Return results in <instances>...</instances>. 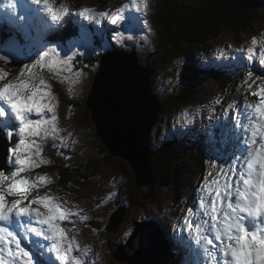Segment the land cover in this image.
<instances>
[{
    "label": "rangeland",
    "instance_id": "1",
    "mask_svg": "<svg viewBox=\"0 0 264 264\" xmlns=\"http://www.w3.org/2000/svg\"><path fill=\"white\" fill-rule=\"evenodd\" d=\"M56 1L57 0H54V2ZM59 1H63L64 3L75 1L74 5L76 9H74L72 13L80 11L86 7L93 9L96 13H101V11L99 10V5L105 6L107 4L103 0ZM118 1L119 0H111V2H114L115 4H117L116 2ZM17 2V5H22V2L18 0ZM137 3L141 6V13H136L134 10H126L127 13H125V16H134L136 18V24L134 27H130L127 19L119 21L116 25H113L112 28L105 27L102 29V23L97 29L84 27V29H86L87 32L91 35L92 42L90 45L86 42L80 41V36L77 38V42H79L78 45L74 40V45H76L74 46V49H76L78 52L75 56H73L74 63H72L71 70L63 68V66L60 67L61 79L59 81V84L61 85L62 90L60 89V85H58L56 91L58 94H61L62 97H56L52 95L54 98H57L56 101H59L62 98L63 101L67 103V107L69 106L71 100L73 101L71 104V109L65 111L63 114L64 118H66L68 122V127H63L64 133L59 135L49 131L47 134L41 133L40 136L34 138L36 144L40 146L41 151L38 156L32 155V159L34 162H36L34 158H39L38 163L44 169V177L47 178L45 180L52 190L50 192H45V190L41 187V183L39 182L38 177H35V180L31 183L35 184L34 191L36 194H39L43 197L50 196L49 198L53 203L55 198L58 201V204H60L63 208L68 209L73 214L68 217L67 220L62 222L61 225L65 228V231L70 230V235L68 236L69 239L75 237L76 243L80 246V251L78 253H73L72 264H129L128 262H121L124 260V257L122 256L123 253L131 263L137 264L135 262L136 256L132 247L135 248L140 243V241L143 240L142 236L144 235H151L152 240L156 239L158 241L157 250L159 252L158 259L160 261L161 259L165 260L166 256L169 255L166 259V264H182V261L186 257L187 253V250L184 247L177 246L182 239L187 241L192 250H197V245L194 243V240L196 238V225L198 223H202L203 210L201 211V215L199 216L195 210H190L188 207H190L191 209H195L196 207H198V201L202 195L201 189L204 180H211L215 175L209 176L207 173H205V171L200 173L198 170L197 162L190 160L189 157H194L195 152H192L190 150V147L187 146L186 136L184 137L179 131V134L183 139V143L178 146L181 150H183V155H185L184 158L180 159L188 162L191 166L189 167L191 170V174L188 173V175H186L188 179L183 178L187 171L186 169H184L182 161L179 159V163L177 162V169L174 172L177 178L176 183H171L169 187H167L168 185H157L155 181L153 182L151 180L149 185H147L146 187H139L138 179L136 177V173L138 170L137 162L131 160L126 161L113 155V160L108 163V157L111 154H104L99 147V136L96 132L95 127L96 123L91 116V111L89 109L87 110L85 105L86 101L90 99L89 95L94 85V78L100 71V58L102 57V54H104L105 56L110 55L105 53L113 51V49H116L117 46L121 45V51L135 50L140 62L143 63L144 66L153 64V66L155 67L153 78L156 82L159 78V83H169L173 86H176L179 74H183L184 78L187 80V77H185L186 72L184 66V58H177L176 60H172L168 64H161L159 62L161 54L164 53L167 49L163 46L162 43L160 44L159 42L161 30L159 25L157 24V18H159L160 8L161 11L164 10V6H162L161 0H137ZM0 4V9H2L3 3ZM124 5H129V9H131V0H120L118 8L123 7ZM30 6V0L27 1L26 6H18L21 7L17 8L18 14H22L24 9L27 7L31 10L30 15L34 26L39 24L41 21L45 24L51 23L50 19L42 11V9L35 10ZM3 10H6V12L0 15V17L2 18L10 12L9 8H5ZM259 12L264 15V8H261ZM75 18L84 20L80 17ZM66 20H69V16L66 17ZM143 20H147V23H143ZM256 23L257 25L250 31L251 33L245 34L239 32L238 35H236V38L233 35L222 34L217 38V40H215L214 42H210L207 45L209 56L206 58L202 56L201 58H205L204 61L208 62L211 60V55L215 51L223 52L233 45H242L241 43H243L245 38L264 28V18L260 22L256 21ZM70 24L72 25L69 26ZM73 25V23L68 21L66 28L74 30V28H72ZM0 26V37L3 35H8L10 37H14L15 35H17V33L5 20L2 19ZM97 26L98 25L95 24L94 27ZM100 32L102 34H100ZM116 33H120V35L117 36L116 40H114L113 36L116 35ZM135 33H138V36L134 35ZM79 34L81 33L79 32ZM130 37L134 38L132 43L130 41ZM84 39L86 40L87 37H85ZM55 40H57V43H53V41ZM49 41L51 44L62 46V43L57 39L55 35H51V37H49ZM20 42L26 45L23 48L25 52L28 45H33L32 42L24 41L22 39L20 40ZM68 44L69 43L67 40L63 42V48L65 50H68ZM145 44H147V46L152 49L151 53H147L141 48ZM168 45L172 46L171 44ZM158 46L159 51L150 56ZM41 51H43L42 48ZM4 54L5 51L0 50V55ZM61 54L65 58L68 56V53L65 51ZM35 57V60L38 59L37 56ZM35 60L33 61V63L35 62ZM18 63L20 64V62ZM202 66L203 63L201 62L200 68H202ZM36 69H38V67ZM54 70L55 68L50 70L47 66H43L41 74H38H45V81L48 82L49 76L51 73L53 74ZM200 71L205 75H208L210 73L204 71L203 69H201ZM214 77L216 76L214 75ZM72 80L73 85L70 84V81ZM1 82L2 80H0V85L3 84H1ZM111 83L113 85L115 84L113 82ZM77 86H81L82 89L86 86V92L85 90L78 89ZM64 87L66 88V90H63ZM168 88L173 93L178 94V90L175 91V89H171V86H169ZM195 88L198 92L197 99L192 104L186 105V108L200 116V119L196 118L195 116L193 119V121H195L197 125H199L200 120L204 118L205 111L209 108L214 97L221 93V87L217 82H211L208 84V81L199 79ZM173 106L174 110H170L167 113L166 110L169 109V107L164 110L162 106L161 112H159L156 120V126L152 128L150 133L151 140H149L150 144L148 145L150 149L152 147L153 150H151L155 153L154 156L152 154L150 160L155 159V164L159 167V169H161V164L159 161H156L159 159H157V157L155 156L157 155V151L164 146V143L160 141V139H167V135H161V131L166 132L169 128H172L171 122H164L163 117L167 116L168 114L174 116L177 114V108L175 105ZM186 112L188 113L187 110ZM160 116L161 118L159 120ZM190 118L191 117L183 116V121L188 120V122H190ZM203 129L206 135L217 142H219L221 136L220 143L222 145H227L230 142L231 135L228 132V135H221L222 132H225L224 130L214 128L212 131H210L205 125L203 126ZM182 132L185 135L191 134L190 129H188V127L184 124L182 126ZM61 137L64 139L68 138V140L70 141L69 145L72 146L73 151L77 155V158L74 161L76 165V167H74L75 170L76 168H79L81 170V174L86 176L88 180H85L86 177L85 179L80 180L78 178L71 179V181L65 178L67 176L66 174H69L70 172L69 165L74 164L71 163L72 158L67 153L65 145L60 142ZM50 139H56L57 141L51 144ZM175 140H169L167 144L170 142L173 143L175 142ZM78 141L82 142L81 146L78 145ZM191 144L194 145V142L191 141ZM218 154L221 155V151L219 149ZM56 157H62L63 161L61 162ZM195 157H197V159L200 161L203 160L207 168L212 167L211 163L215 162V160L210 158V163L204 154L202 157L201 151H199ZM228 158L231 159V156H228ZM98 159L99 161H97ZM220 160L224 161V159ZM216 161L218 163V169L220 170L222 168V163L221 161ZM99 162L108 163L109 172L104 174V172L98 165ZM148 167L153 172L150 164ZM34 169L35 168H32L30 171H34ZM30 171H27L28 176L26 177L28 178H31L32 176L34 177V175L31 174ZM71 173H75V171ZM102 176H104V179H102L101 183L104 181L108 190L94 186V184L89 180V178L92 177L100 180ZM110 176L111 189L114 186L116 189H119L118 192H112L109 188L108 180ZM120 178L125 181L124 187L123 183L121 182L123 187V189L121 190L117 184L120 182ZM157 178L158 177L156 176L155 180ZM65 180H68L67 184L63 183ZM195 181L199 182L200 186L197 187L198 184ZM156 182H160V180H156ZM51 183L54 186H52ZM188 183L192 185V189L197 187L195 190L196 192L194 191L193 193V191L188 188ZM135 186L139 188V191L135 196H133V192H137L133 189ZM30 189L28 190L33 191ZM146 195L150 198H147ZM186 195L187 198H185ZM6 199L10 201L9 196H7ZM103 201H105V203ZM25 203L27 202L25 201ZM174 203H176V205L172 207ZM121 208H125L121 223L118 224L119 227L116 226V232H112L109 224L111 216ZM190 212L191 215H189ZM88 216L91 218L90 221L88 220ZM188 223L192 224L191 228L187 227ZM204 230L205 229L202 227L201 231ZM164 233L167 235V238L163 237ZM170 239L171 241H173L174 246L179 249L181 256L174 255L177 252L175 248L170 247ZM111 242V247H114L115 244H127L128 247L124 249L119 246L118 248L121 251L114 250L112 252L110 247ZM22 244H26L29 249L33 253H35V248L28 244V242L22 241ZM213 244L219 246L217 241H213ZM161 247L163 249V253L161 251ZM39 258V256L34 257V259ZM191 259L199 261L202 260L203 257L195 256L191 257ZM149 261L151 264H154L152 263L154 262L153 260ZM157 264H161V262L157 261Z\"/></svg>",
    "mask_w": 264,
    "mask_h": 264
},
{
    "label": "snow or ice",
    "instance_id": "2",
    "mask_svg": "<svg viewBox=\"0 0 264 264\" xmlns=\"http://www.w3.org/2000/svg\"><path fill=\"white\" fill-rule=\"evenodd\" d=\"M30 4L41 6L51 23L41 21L34 26L29 8L18 14L17 0H8L10 12L5 16V21L18 34L7 41L10 50H22V39L32 42L39 55L34 63L23 64L15 81L9 80L0 85V137L9 142L5 159L15 168V171L7 169L11 179L0 171V264H72L73 253H78L80 246L75 237L69 239L61 225L73 214L60 204L53 203L48 196L25 203L28 200L27 189L35 188V184L19 178L21 173L38 166L32 155L38 156L41 148L34 138L42 132L54 133L57 128L54 97L51 92L41 90L39 85H44L45 80L33 70L38 66L57 71L63 66L71 70L73 56L76 55L73 52L66 59H61L56 48H49L45 43L46 35L57 30L70 15L69 8L55 7L54 0H30ZM131 5V9L129 5L117 8L116 14L110 17V23L116 25L127 19L130 27H134L136 18L125 16L126 10L141 13L142 9L137 0H131ZM92 13L93 9L86 7L71 15L97 24L109 16L107 12ZM142 22L146 24L147 20ZM119 35L116 33L113 39L116 40ZM80 41L89 45L92 42L91 35L84 28L81 29ZM41 48L47 50L41 51ZM252 53L253 49L248 48L246 59H257L259 64L264 65V53L259 58ZM8 59L7 55H0V60ZM7 75L0 70V80ZM251 77L252 72L249 71L247 79ZM252 95L259 96V102L245 105L233 113L231 146L222 149L217 158L231 156V160L219 171L214 166L208 175L212 176L215 172V177L205 179L202 185L198 203L203 209V219L196 225L194 240L197 250H192L183 239L177 245L187 250L182 264H264V85ZM48 114L51 118L45 119ZM221 135L228 133L225 131ZM9 195L20 198L9 201L6 199ZM33 204L43 206L47 211L32 207ZM187 227L191 228L192 224L188 223ZM202 227L204 231H201ZM22 241L34 247L35 253ZM213 241H217L219 246ZM35 256L40 258L34 259ZM195 256L203 259H191Z\"/></svg>",
    "mask_w": 264,
    "mask_h": 264
},
{
    "label": "trees",
    "instance_id": "3",
    "mask_svg": "<svg viewBox=\"0 0 264 264\" xmlns=\"http://www.w3.org/2000/svg\"><path fill=\"white\" fill-rule=\"evenodd\" d=\"M161 2L162 6H164V10L161 11L160 8L159 18H157V24L161 30L159 42L167 48L159 58L161 64H168L179 55L190 57V51L207 46L210 42L217 40L222 34L236 35L239 32H248V29L256 24V19L260 15V9L264 8V0H161ZM1 38H4L3 41L5 40V37ZM168 44H171L172 46H169ZM26 52H29L28 46L26 47ZM190 76L191 75L188 73L187 75L185 74L187 80L183 76L182 89L177 92L178 94L172 93L165 98V102L162 101L164 110L169 106L175 105L178 107L193 100L197 92L195 91L197 82L190 80ZM223 81L225 82L224 86L230 83V81L225 78H223ZM98 141L100 143L99 147L103 153L108 154V150L103 144H101L100 139H98ZM175 143L176 142H170L167 144V148L163 146L157 151L155 157L159 160L156 161L160 162V168L162 170L156 166L155 159L151 160V167L154 171L153 182L155 181L156 183L155 177L157 176L158 178L169 177V181H172L173 184L176 183L177 178L174 172L177 169L176 167L178 166L181 157L179 158L176 154V148L174 147ZM182 152L183 150H178L179 154ZM181 155L183 156V153ZM108 158L110 163L114 157L110 155ZM201 162L205 164L203 160H201ZM184 169H186L187 172L183 178L188 179L186 175H188V173L191 174V170L186 167H184ZM198 170L200 173L204 171L199 165ZM76 172L85 179V176L81 174L79 168H76L75 175ZM66 175L68 176L67 178L65 177L66 179L71 180L77 178V176H74L73 174H71V176H69V174ZM85 180H88V178ZM195 182L197 184L199 183L197 181ZM166 183L167 184L165 185L161 182L160 185H168L167 187H169L171 184L168 181H166ZM188 188L193 191L196 187L192 189V185L188 183ZM133 189L137 191L133 192V196H135L138 193L139 188L135 186ZM146 197L150 198L147 195ZM161 251L163 253L162 247ZM168 256H166V259ZM166 259H161L163 262L161 264H166ZM161 261L159 260V262Z\"/></svg>",
    "mask_w": 264,
    "mask_h": 264
},
{
    "label": "water",
    "instance_id": "4",
    "mask_svg": "<svg viewBox=\"0 0 264 264\" xmlns=\"http://www.w3.org/2000/svg\"><path fill=\"white\" fill-rule=\"evenodd\" d=\"M115 57L111 58V56L106 55L103 56V59L101 58L102 66L98 73L99 83L97 84V81H95L96 86L93 87V94L88 100L89 110L96 123L98 136L113 155L122 158L120 148L125 146L135 151L136 156L133 155V161L137 162L138 186H147L151 180V169L147 167L148 177L145 166L137 156L141 155L139 146L145 148L147 155H152L145 138L150 135V132L147 130L139 132L137 126L145 124L143 119L146 117L152 118L148 119L147 122L153 124L161 110L158 98L154 94L151 103L146 104V97L152 92L150 78L153 69L140 64L135 53H117ZM111 63H113V66ZM109 69H112L116 86L112 90L109 86H103L104 89L99 90L100 94L98 93L97 96L95 91H97L98 86L101 83L104 85L108 79H111ZM127 96L132 98L133 106H128L124 101ZM3 142L5 143L7 155L9 145L6 141L3 140ZM4 167L5 163L4 165L0 164V171L6 169ZM143 242L144 245L138 244L141 246L140 252H147L153 259L154 264H157L158 250L156 243L146 237L143 238Z\"/></svg>",
    "mask_w": 264,
    "mask_h": 264
},
{
    "label": "bare ground",
    "instance_id": "5",
    "mask_svg": "<svg viewBox=\"0 0 264 264\" xmlns=\"http://www.w3.org/2000/svg\"><path fill=\"white\" fill-rule=\"evenodd\" d=\"M4 12H6V10H3V9H0V15H2V13H4ZM8 15V14H7ZM5 17H0V24H1V21H2V19L3 20H5L4 19ZM45 24V23H44ZM72 24H70L69 26H71ZM72 28H74V25L72 26ZM0 29H1V26H0ZM67 31L69 32V36H71V34H72V32L71 31H73L72 29H67ZM14 33V32H13ZM99 33V32H98ZM15 34V33H14ZM100 34H102L101 32H100ZM50 35V34H49ZM5 36H8V35H3V36H1V37H5ZM15 36H18V34L17 35H15ZM56 36V35H55ZM10 36H8V38H9ZM51 37V36H50ZM57 37V36H56ZM74 38V37H73ZM0 39H2V41H3V39L4 38H0ZM10 39V38H9ZM60 42H61V39H63V42L66 40L65 38H57ZM75 40V39H74ZM8 41V39L7 38H5V40H4V42H7ZM53 43H57V40H55V41H53ZM62 43V42H61ZM114 50V52H106V54H110L109 56H111V58H116L115 56H116V54L117 53H123V52H121V50H116V49H113ZM14 53H15V56H20L21 57V50H16V51H14ZM111 54H113V55H111ZM24 56V55H23ZM105 56V55H104ZM10 58H13V57H11L10 56ZM102 59H103V56L101 57ZM97 59V58H96ZM99 59V58H98ZM137 60H139V58H137ZM194 61V60H193ZM111 65L113 66V63H111ZM101 66H102V62H101ZM144 67H150V65H148V66H144ZM100 70H101V68H100ZM110 70V72H111V79H108V81H107V83H105L104 85L101 83L99 86H98V89H97V91H95V93H96V95L98 96V93L100 94V92H99V90H103L104 88H102L103 86H109V87H111V90L112 89H114L115 88V86H116V83H115V81H114V77H113V74H112V69H109ZM95 81H97V84L99 83V76H98V74L95 76V78H94V87L96 86V82ZM111 82H113V83H115L114 85L111 83ZM92 91H94V89H92ZM93 94V93H92ZM92 94H90L89 96H92ZM152 95H153V93L151 94H149V96H147L146 97V104L148 105V104H150L151 103V98H152ZM169 100V99H168ZM124 101L128 104V106H133V100H132V98L131 97H129V96H127V97H125V99H124ZM156 103V102H155ZM158 104H159V106H161V108H162V103H159V101H158ZM85 105H86V108H87V110L89 109V106H90V104H89V102H88V100L86 101V103H85ZM160 112H161V110H160ZM91 116H92V114H91ZM160 118H161V116L159 117V120H160ZM148 119H152V118H148V117H146V118H144L143 120H144V122H145V124H139L138 126H137V130L139 131V132H143V131H145V130H147L148 132H151V130H152V128L153 127H155L156 126V120L157 119H155L154 121H153V124H151V123H148L147 121H148ZM159 120H158V122H159ZM200 125V124H199ZM198 125V126H199ZM98 134V133H97ZM146 138V141H147V143L149 144V139H150V135L149 136H146L145 137ZM98 139H100L101 140V142H102V144H103V146H105V144H104V142H103V140L99 137ZM3 140L4 141H6L5 139H3L2 137H0V164H2V165H4V162H3V160H4V157L6 156V148H5V143L3 142ZM7 143H9L8 141H6ZM221 142V136H220V139H219V143ZM147 144V146H148V148H149V145ZM224 146H226V145H224ZM105 148L108 150V152L113 156V154L111 153V151L105 146ZM139 149H140V153H141V155L138 157L137 156V158L141 161V163L145 166V168H146V170H147V167L149 166V164H150V166H151V160H150V157L152 156V155H147L146 154V152H145V148L143 147V146H139ZM149 150L152 152V150L149 148ZM220 150V149H219ZM221 151V150H220ZM120 152H121V154H122V159H124V160H126V161H130V160H132L133 161V155H135L136 156V153H135V151L134 150H132L131 148H129L128 146H125V147H121L120 148ZM151 154H153V155H155V153L154 152H152ZM152 168V167H151ZM153 169V168H152ZM153 173H154V171L152 172L151 171V180L153 181ZM69 176H71V174H70V172H69ZM147 176H148V170H147ZM68 176H66V178H67ZM136 177L139 179V175L136 173ZM149 177V176H148ZM69 181H71L70 179H68ZM68 180H65L63 183H65V184H67L68 183ZM151 180H150V182H151ZM149 185V184H148ZM198 186H200V183H198V185H197V187ZM139 187H141V186H139ZM196 187V188H197ZM196 188L193 190V193H194V191L196 190ZM196 192V191H195ZM124 209L125 208H121V209H119V210H117L112 216H111V220H110V228H111V231L112 232H116L115 231V229H116V226L117 227H119V225L118 224H120L121 223V220H122V215H123V213H124ZM163 218V217H162ZM137 234V233H136ZM148 238L149 240H151V241H153V242H155L156 243V246L158 247V241L156 240V239H154V240H152L151 239V235H149V236H142V238ZM163 237L164 238H167V235L164 233L163 234ZM34 239H39V238H37V237H33ZM169 238V237H168ZM43 242V241H42ZM110 242V241H109ZM46 243V242H45ZM140 243L142 244V245H144V242H143V240H141L140 241ZM111 244H112V242L110 243V247H111ZM125 245H127V244H125ZM125 245H119V244H115L114 245V247H111V251L113 252L114 250H118V251H121V250H119V246L121 247V248H126V247H128V245L127 246H125ZM169 245H170V247L171 248H175V250H176V252L177 253H175L174 255H177V256H179L180 255V252H179V249L177 248V247H175L174 246V243H173V241H171V239H170V241H169ZM130 246V245H129ZM132 247V246H131ZM123 249V250H124ZM132 249L134 250V253H135V256H136V261H137V263L138 264H151L150 263V261L149 260H153L151 257H150V255L146 252V253H142V252H140V250H141V246H139V245H137L135 248H133L132 247ZM123 257H124V260L123 261H121V262H128L129 264H135V263H131L128 259H127V257L125 256V254L123 253V255H122ZM181 256V255H180ZM120 261V260H119ZM152 263H154V262H152Z\"/></svg>",
    "mask_w": 264,
    "mask_h": 264
}]
</instances>
